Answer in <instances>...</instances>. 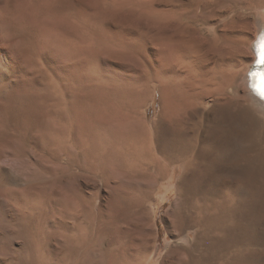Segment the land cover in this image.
<instances>
[{
	"label": "rangeland",
	"instance_id": "374dc122",
	"mask_svg": "<svg viewBox=\"0 0 264 264\" xmlns=\"http://www.w3.org/2000/svg\"><path fill=\"white\" fill-rule=\"evenodd\" d=\"M235 15L233 0H1L4 45L18 64L4 79L0 114V142L15 158L0 169V264H264V105L247 83L264 8L246 32ZM180 26L202 45L192 67L190 55L181 64L169 53ZM238 39L246 57L221 55ZM201 66L215 81L190 110L204 126L194 140L189 124L169 134L165 156L233 149V162L207 171L220 184L205 179L202 159L190 175L177 165L172 178L158 161L155 128L188 119L177 95L199 84ZM185 70H196L194 80ZM12 166L15 182L5 178Z\"/></svg>",
	"mask_w": 264,
	"mask_h": 264
},
{
	"label": "bare ground",
	"instance_id": "6f19581e",
	"mask_svg": "<svg viewBox=\"0 0 264 264\" xmlns=\"http://www.w3.org/2000/svg\"><path fill=\"white\" fill-rule=\"evenodd\" d=\"M233 3H234V5H235V8H236V15H235V18L233 19V21L231 22L232 23V25H241V29H244L245 30V32H246V30L249 28V26H250V22H249V18L251 19V17L252 16H254V15H256V14H260V11L264 8V0H233ZM0 4H1V0H0ZM232 4V3H231ZM203 5H205V3H203ZM210 9V8H209ZM188 10V9H187ZM198 11H199V8L197 9ZM206 10V9H205ZM204 10V11H205ZM212 10V9H211ZM232 10H234V9H232ZM182 11V10H181ZM189 11V10H188ZM213 11V10H212ZM187 12V11H186ZM184 13L183 15H185V14H187V13ZM194 12V11H193ZM197 12V11H196ZM200 12V11H199ZM216 14H218L216 11H214ZM235 12V11H234ZM233 12V13H234ZM210 13V11H208V14ZM198 14V13H197ZM197 14H190L188 17H187V19L188 20H190V21H192V23H193V20L194 19H196V18H198L197 16L199 15H197ZM204 14H205V12H204ZM211 14V13H210ZM228 14V13H227ZM231 14V13H230ZM205 15H207V14H205ZM201 16V15H200ZM199 16V17H200ZM204 16V15H203ZM217 16V15H216ZM226 16V15H225ZM184 17V16H183ZM182 17V18H183ZM206 17V16H205ZM213 17V16H212ZM214 17H215V15H214ZM214 17H213V20H214ZM219 17V16H218ZM201 18V17H200ZM199 18V19H200ZM227 18H228V16H227ZM166 19V18H165ZM164 19V20H165ZM185 19V18H184ZM207 19V18H206ZM224 19V18H223ZM231 19V18H230ZM202 20H203V18H202ZM201 20V21H202ZM212 20V21H213ZM2 21V20H1ZM162 21V20H161ZM196 21V20H195ZM194 21V22H195ZM208 21L210 22V20L208 19ZM228 21H231V20H229L228 19ZM179 22V21H178ZM178 22H176V23H178ZM259 22V21H258ZM158 23V22H157ZM192 23H191V25H192ZM153 24V23H152ZM151 24V25H152ZM187 24H189V23H187ZM252 24V23H251ZM164 25V24H163ZM184 25V24H183ZM4 26V25H3ZM181 26H182V24H181ZM181 26H180V28H181ZM187 26V25H186ZM189 27V26H188ZM233 27H235V26H233ZM257 27V26H256ZM191 30V29H190ZM210 30V29H209ZM232 31H233V28L231 29ZM164 31V30H163ZM188 31L189 30H186V28L184 29L183 27L180 29V31H179V33L177 34V37H174V43H175V47L173 48L174 50H172V48H170V51H169V53L172 55V54H174V53H178V55H179V59L178 60H180L181 58H183V59H185L184 58V54H188V55H190L189 56V58L190 57H192L193 58V55H195L196 54V52L198 51V49L202 46V45H200L196 40H195V38L197 39L198 38V36L197 37H195L194 38V35H192V37H191V35L190 36H188L189 34H188ZM153 32V31H152ZM172 32V31H171ZM233 32H235V30L233 31ZM233 32H231V33H233ZM241 32H242V30H241ZM245 32H244V34H245ZM4 33H5V30H4V28L3 27H1L0 26V114L3 112V110H4V107H5V105H6V103L3 101V96L4 95H7L6 93V86L4 85V79L5 78H7V74H8V71L10 70V69H12L16 64H18L17 63V60H16V57L14 56L15 54V52L13 53L12 51H11V49H9V47L8 46H6V45H4V38H5V36H4ZM151 33V32H150ZM227 33H228V31H227ZM243 33V32H242ZM172 34V33H171ZM238 34V33H237ZM150 35H153V34H150ZM165 35V34H164ZM163 35V36H164ZM240 35H241V33H240ZM174 36V35H173ZM230 36V35H229ZM242 36V35H241ZM244 36V35H243ZM242 36V38L244 39V37ZM202 37V36H201ZM151 38V37H150ZM155 38V37H154ZM225 38V37H224ZM228 38V37H227ZM241 38V39H242ZM239 40V42H237V41H234V42H232V44H231V46H229V47H227V46H221L222 47V54L221 55H224V54H226V55H228V56H234V58H236L237 59V57H238V59H239V57L240 56H242L243 55V53H245V51H243L242 52V46H239L240 44V42H242V40ZM203 40H204V38H203ZM225 40V39H224ZM262 40H264V28H262L261 29V31H260V33L258 34V36H257V38H256V40L254 41V46L252 47V49H253V51H254V54H255V56H256V58H255V60H254V62L252 63L253 64V66H252V69L249 71V73H248V89L250 90V92H251V94L258 100V101H260L261 102V104L262 105H264V63H261L260 61H261V44H262ZM153 41V40H152ZM152 41H150V42H152ZM198 41H201L200 39H198ZM202 42V41H201ZM154 42H152V44H153ZM226 43H228L227 42V40H226ZM244 43V42H243ZM205 45V44H204ZM226 45V44H225ZM14 46V45H13ZM150 46V45H149ZM162 46V45H161ZM243 46L246 48V46L243 44ZM150 48V47H149ZM216 48H218L219 49V47H216ZM152 49H153V46H152ZM154 49H156L155 47H154ZM162 49V48H161ZM215 49V48H214ZM160 50V49H159ZM206 50V49H205ZM251 50V49H250ZM156 51V50H155ZM210 51V50H209ZM216 51V50H215ZM219 51V50H218ZM217 51V52H218ZM252 51V50H251ZM241 52H242V54H241ZM168 53V52H167ZM168 53V55H170ZM157 54V53H156ZM182 54V55H181ZM210 55H211V53H209ZM212 54H213V51H212ZM215 54V53H214ZM216 54H218V53H216ZM231 54V55H230ZM240 54V55H239ZM178 55H177V57H178ZM184 55V56H183ZM204 55V54H203ZM225 55V56H226ZM235 55H237L236 57H235ZM17 56V55H16ZM180 56H182L181 58H180ZM231 56V57H232ZM243 56H247V55H243ZM253 56V55H252ZM251 56V57H252ZM170 57V56H169ZM208 57V56H207ZM222 57H224V56H222ZM227 57V56H226ZM175 58V57H174ZM192 58H190V59H188V57L186 58L187 59V63L188 64H185V65H188V67H192V66H194V64H192V65H190L189 64V60H191ZM200 58V57H199ZM233 58V57H232ZM231 58V59H232ZM185 59V60H186ZM207 59H209V58H207ZM207 59H206V62H207ZM227 59V58H226ZM229 59V58H228ZM235 59V60H236ZM164 60H165V58H164ZM168 60L170 61V59L168 58ZM172 60V59H171ZM218 60V59H217ZM223 60H225L224 58H223ZM222 59H221V61H223ZM233 60V59H232ZM243 60V59H242ZM169 61H167V62H169ZM181 61V60H180ZM210 61H211V59H210ZM210 61H208V63L210 64L211 62ZM226 62H227V60H225ZM173 62H174V60H173ZM177 62V61H176ZM182 62H184V61H181V64H182ZM199 62V61H198ZM205 62V61H204ZM214 62V61H213ZM233 62V61H232ZM235 62V61H234ZM233 62V63H234ZM71 63V62H70ZM164 63V62H163ZM200 63V62H199ZM222 63V62H221ZM236 64H237V61L235 62ZM238 63H240V62H238ZM39 64V63H38ZM168 64V63H167ZM206 64V63H205ZM204 63H203V65H205ZM213 63H211V65H212ZM169 65V64H168ZM174 65H175V63H174ZM174 65L172 66L173 68H174ZM178 65V67L176 66L175 68L177 69V68H179L180 66H179V64H177ZM198 65H201V64H198ZM197 65V66H198ZM207 65V64H206ZM205 65V66H206ZM215 65V64H214ZM218 65L219 64H217V67H218ZM205 66H201L204 70H202L201 69V67H200V72H201V70L204 72L205 71ZM208 66V65H207ZM228 66V65H227ZM226 66V68H228ZM205 67V68H204ZM208 67H210V65L208 66ZM207 67V68H208ZM233 67V66H232ZM165 68V67H164ZM181 68V67H180ZM194 69H195V67H193ZM216 68V67H215ZM219 68V67H218ZM224 68H225V65H224ZM225 68V69H226ZM171 69V68H170ZM175 69V70H176ZM189 69V68H188ZM187 69V71H189ZM209 69V68H208ZM214 69V68H213ZM213 69H211V72L209 71V73H212V70ZM224 69V70H225ZM165 69H163V71H164ZM182 70H183V68H182ZM220 71H222V69H219ZM223 70V71H224ZM229 70H231V69H229ZM186 71V70H185ZM184 71V73L185 74H187L188 72L186 71L185 72ZM191 71V70H190ZM222 71V72H223ZM227 71V70H226ZM229 72V71H228ZM161 73H162V71H161ZM178 73V72H177ZM176 73V74H177ZM184 73H182V75H180L179 74V76H182L183 77V74ZM194 73H196V70H195V72ZM194 73H193V76L195 77V75H194ZM202 73V72H201ZM205 73V75H204V77H203V79L199 82V84H196V85H194V89H192V91H189V96L188 95H184V96H178L177 94V97H179L178 99L179 100H177V102H179L178 103V105L179 106H181L182 108H184L185 109V113H187L188 114V119H185L184 118V114L183 115H181V116H178V117H176V118H174V119H176L175 121H176V124H178V126L175 128V129H173L172 127H170V128H164V127H162V125H161V127L162 128H155V132L156 133H159L160 134V136H161V139H162V141L160 142L159 140H158V148L161 150V154H164V157L162 156V158L161 159H163V160H161L160 158H159V164L162 166V167H165L166 169H167V175L170 177V178H172V175H173V173H174V168L177 166V165H180L181 167H182V169H183V173L184 174H188V175H190V172H192L193 171V173H195V170L193 169V167H196V164H197V162L199 161V160H201L202 159V161L201 162H203V164H206V169H205V166H204V171L203 172H205V173H207V171L209 170H211L212 169V171H214L213 169V165L215 164V163H220V161H223V160H225L226 162L227 161H234V155L235 154H233V153H235V152H233V149H230L231 151H227V152H225V153H222V152H224V151H222L221 153V155L220 154H216V153H212V154H204V153H201L200 155L199 154H197V151H198V149H196V145L195 144H192L191 145V147L190 148H192V150L193 149H196V151H191L190 153H185V151H180V150H178V151H176V153L173 155V156H171L170 158L169 157H167V156H165V149H166V145H168V144H166V142H168L167 141V136L169 137V134H171L172 132H174V133H180V132H183V130L186 128V127H184V124H189V125H191L190 127H187V129H185V131L187 132V137H188V139L190 138V139H196V138H198V136H199V130L201 129L200 127H202V126H204V119L201 117V114L199 115L198 113H195V112H192V111H190L191 109H193V108H196V106H198V105H200V104H198V103H200L199 101L201 100V98L203 99V97H201L202 96V94H204L203 92H204V90L205 91H207V92H212V90L214 89L213 88V84H214V82H213V77H207L206 78V76H212V74H207V70H206V72H204ZM213 73H215V71L213 72ZM226 73V72H225ZM225 73L224 74H221V75H225ZM175 74V75H176ZM216 74V73H215ZM246 74V73H245ZM169 75H171V74H169ZM199 75H201V74H199ZM221 75H219V73H218V80H220V79H222V76ZM157 76V75H156ZM178 76V77H179ZM192 76V75H191ZM191 76H190V78H191ZM193 76H192V79H193ZM201 76H203V75H201ZM214 76V75H213ZM221 76V78H219ZM165 77V76H164ZM182 77H180L181 79H182ZM197 77V76H196ZM199 77V76H198ZM247 77V76H246ZM176 78V77H175ZM187 78H189V73H188V75H184V80L185 81H188L187 80ZM189 78V79H190ZM200 78V77H199ZM199 78H198V80H199ZM204 78H206V79H204ZM226 78V77H225ZM230 78H232V77H230ZM210 79V80H209ZM158 80V79H157ZM156 80V81H157ZM163 80H165V78L163 79ZM183 80V79H182ZM191 80V79H190ZM194 80V79H193ZM192 80V81H193ZM214 80H215V77H214ZM225 80V79H224ZM229 80V79H228ZM227 80V82H229ZM155 81V82H156ZM163 82V81H162ZM164 82H166V80L164 81ZM163 82V83H164ZM177 82V81H176ZM189 82V81H188ZM220 83V82H219ZM218 83V85H221V84H219ZM165 84V83H164ZM168 84V83H167ZM183 84V83H182ZM187 85V84H186ZM190 84L188 83V85L187 86H189ZM197 85H200L201 87H202V89H200V92L198 91V89H196V86ZM218 85H217V87H218ZM177 86V85H176ZM179 86V85H178ZM223 86V87H222ZM181 87V86H180ZM192 87V86H191ZM220 87V86H219ZM221 87L223 88V89H225L224 88V85H221ZM187 88V87H186ZM164 89V88H163ZM175 89H177V87L175 88ZM179 89H181V88H179ZM221 89V88H220ZM196 90V91H195ZM222 90V89H221ZM177 91H179V90H177ZM203 91V92H202ZM220 91V90H219ZM244 91V90H243ZM245 92V91H244ZM175 93V92H174ZM182 93V92H181ZM186 93V92H185ZM217 93H219V92H217ZM221 93H222V91H221ZM205 94H206V92H205ZM214 94H216L215 93V91H214V93L212 94V95H214ZM171 95V94H170ZM175 95V96H176ZM208 95H211V93H208ZM211 95V96H212ZM223 95V94H222ZM239 95V94H238ZM203 96H205V95H203ZM215 96V95H214ZM213 96V97H214ZM223 97H225V96H223ZM7 98V97H6ZM175 98V97H174ZM219 98V97H218ZM239 98V97H238ZM244 98V97H243ZM255 98H253V100L255 99ZM169 99V98H168ZM177 99V98H176ZM234 100L236 99V97L235 98H233ZM219 100V99H218ZM221 100H223V102H224V99H221ZM243 100V99H242ZM241 100V101H242ZM174 101H176V100H174ZM216 101H217V98H216ZM233 101V100H232ZM231 101V102H232ZM238 101V100H237ZM167 102V101H166ZM177 102H175L176 104H177ZM222 102V103H223ZM220 103V102H219ZM226 103V102H225ZM242 103V102H241ZM246 103V102H245ZM224 104V103H223ZM226 104H228V103H226ZM238 104V103H237ZM233 105V104H232ZM221 106H225V108H226V105L224 104V105H221ZM229 106V105H228ZM231 106V105H230ZM200 107V106H199ZM218 107V106H217ZM219 109H220V107H219ZM229 108H227V110H228ZM231 109H233V108H231ZM260 109V108H259ZM229 111H231V110H229ZM241 111H242V109H241ZM240 112V111H239ZM243 112H244V109H243ZM255 112H256V110H255ZM222 113V112H221ZM263 113V112H262ZM237 114V113H236ZM244 114V113H243ZM46 115V114H45ZM173 115V114H172ZM223 115V114H222ZM221 115V116H222ZM229 115V114H228ZM46 117V116H45ZM237 117H238V115H237ZM236 117V118H237ZM45 119H47V117L45 118ZM213 119V118H212ZM229 118H227V120H228ZM230 119H231V117H230ZM48 120L49 119H47V120H45L46 121V123H48ZM169 120V119H168ZM188 120V121H187ZM244 120V119H243ZM174 120H171V121H167V122H173ZM187 121V122H186ZM214 121V120H213ZM163 122V121H162ZM218 122V121H217ZM226 122V121H225ZM50 123V122H49ZM175 123V122H174ZM227 123H229V121H227ZM167 124V123H166ZM159 125V126H160ZM167 125H169V124H167ZM226 125H228V124H226ZM46 126V125H45ZM158 126V125H157ZM156 126V127H157ZM234 126H235V124H234ZM236 126H237V124H236ZM165 127H168V126H165ZM45 128V127H44ZM234 128H236V127H234ZM202 130V129H201ZM209 130V129H208ZM220 130V129H219ZM242 130V129H241ZM45 131V130H44ZM222 131V130H221ZM227 131V130H226ZM246 131V130H245ZM49 132V131H48ZM213 132V131H212ZM237 132V131H236ZM236 132H234V133H236ZM173 133V134H174ZM245 133V132H244ZM44 134H46V133H44ZM173 134H172V136H173ZM186 134V133H185ZM48 135V134H47ZM179 135V134H178ZM177 135V136H178ZM183 136H184V134H182ZM202 135V134H201ZM223 135V134H222ZM239 136H240V133L238 134ZM242 135V134H241ZM49 136V135H48ZM182 136V137H183ZM204 136V135H203ZM233 136H234V134H233ZM50 137V136H49ZM141 137H143V136H141ZM181 136H178V140H177V142L176 143H178V146H179V144H180V140H181V138H180ZM185 137V136H184ZM211 137V136H210ZM224 137V136H223ZM242 137V136H241ZM240 137V138H241ZM246 137V136H245ZM170 138V137H169ZM173 138H175V137H173ZM177 138V137H176ZM186 138V137H185ZM206 138V137H205ZM219 138H221L220 136H219ZM234 138H235V136H234ZM239 137H237V140L238 139H240ZM244 138V137H243ZM243 138H241V140L243 139ZM257 138V137H256ZM255 138V139H256ZM51 139V138H50ZM203 141L205 140V139H203V138H201ZM207 139V138H206ZM210 139V138H209ZM215 139H216V137H215ZM222 139V138H221ZM171 140V139H170ZM176 140V139H175ZM211 140V139H210ZM212 140H214V139H212ZM211 140V141H212ZM216 140H218V139H216ZM233 140H235V139H232V141ZM244 140V139H243ZM51 141V140H50ZM53 141V140H52ZM166 141V142H165ZM182 141V140H181ZM190 141V140H189ZM226 141V140H225ZM239 141V140H238ZM250 141V140H249ZM252 141H253V139H252ZM251 141V142H252ZM171 142V141H170ZM217 142H219V141H217ZM216 142V143H217ZM236 141H234L233 143H235ZM254 142V141H253ZM169 143V142H168ZM189 143V142H188ZM192 143V142H191ZM202 143H204V142H202ZM212 143H213V141H212ZM225 143V142H224ZM227 143V142H226ZM242 143H244V142H242ZM246 143V142H245ZM4 144V143H3ZM1 142H0V169H2V166L4 165V163L6 162V161H11V159L13 160V159H15L14 158V156H13V154L10 152V151H8V150H6V146L5 145H3ZM173 144V143H172ZM171 144V145H172ZM175 144V143H174ZM206 144V143H205ZM218 144V143H217ZM237 144V143H236ZM247 144V143H246ZM209 145V144H208ZM216 145V144H215ZM220 145V144H219ZM222 145V144H221ZM227 145V144H226ZM169 146V145H168ZM167 146V147H168ZM175 146V145H174ZM216 146H218V145H216ZM236 146V145H235ZM255 146V145H254ZM170 147V146H169ZM201 147V146H200ZM199 147V148H200ZM203 147H204V145H203ZM214 147V146H213ZM222 149L224 148V147H222V146H220ZM234 147V146H233ZM242 147H243V145H242ZM172 148V147H171ZM186 148H188V146L186 147ZM217 148V147H216ZM219 148V147H218ZM225 148H226V146H225ZM228 148V147H227ZM226 148V149H227ZM237 148V147H236ZM117 149V148H116ZM176 149V148H175ZM184 149V148H183ZM226 149H224V150H226ZM235 149V148H234ZM239 149V148H238ZM241 149V148H240ZM239 149V150H240ZM245 149V148H244ZM169 150V149H168ZM217 150V149H216ZM199 151H200V149H199ZM214 151V150H213ZM219 151V150H218ZM217 151V153H219ZM236 151V150H235ZM250 151V150H249ZM171 153H173L172 151H170ZM238 152V154L240 153V151H236V153ZM248 152V151H247ZM170 153V154H171ZM246 153V152H245ZM167 154H168V152H167ZM250 154V153H249ZM244 155V154H243ZM247 155V154H246ZM245 155V156H246ZM239 156V155H238ZM250 156V155H249ZM248 157V156H247ZM198 158V159H197ZM238 158V157H237ZM68 159V158H67ZM245 159V158H244ZM248 159H250V158H248ZM225 161H223V162H225ZM248 161V160H247ZM251 161H252V159H251ZM69 162V161H68ZM11 163V162H10ZM13 164H14V162H13ZM224 164V163H223ZM231 164V163H230ZM237 165H238V163H236ZM235 164V165H236ZM246 164V163H245ZM57 165V164H56ZM255 165V164H254ZM13 166H16V165H13ZM13 166L10 168V171H8L6 174V179L7 180H12V181H14V180H16L17 179V174H16V172H17V170H16V167L15 168H13ZM171 166V167H170ZM201 166V165H200ZM203 166V165H202ZM247 166H248V164H247ZM246 166V167H247ZM235 167V166H234ZM250 167V166H249ZM79 168V167H78ZM237 169V168H236ZM238 169H239V167H238ZM218 171V170H217ZM220 171V170H219ZM236 171V170H235ZM244 171H245V168H244ZM202 172V173H203ZM222 172V171H221ZM192 173V177L191 176H188V177H191V180L193 179V174ZM198 173V172H197ZM196 173V174H197ZM211 172H208L207 174H206V176H205V179L207 178V180H209V181H212V180H214V181H216L217 183H219L220 184V179H224V177L222 178V176L220 175V174H218L217 173V175L215 174V172L214 173H211ZM239 173V172H238ZM243 173H245V172H243ZM236 174V173H235ZM240 174V173H239ZM96 175V174H95ZM223 175H224V172H223ZM247 174H245V176H246ZM187 176V175H186ZM251 176V175H250ZM184 177H185V175H184ZM196 176L194 175V178H195ZM235 177V176H234ZM81 178V177H80ZM196 179V178H195ZM197 180V179H196ZM206 180V181H207ZM245 180V179H244ZM261 180V179H260ZM189 181V180H188ZM15 182V181H14ZM190 182V181H189ZM227 183V182H226ZM98 187V186H97ZM158 187V186H157ZM224 189V188H223ZM70 201V200H69ZM219 202V201H218ZM190 205V204H189ZM224 206V205H223ZM246 206V205H245ZM68 207V206H67ZM233 209V208H232ZM257 211V210H256ZM233 212V211H232ZM194 219V218H193ZM219 220V219H218Z\"/></svg>",
	"mask_w": 264,
	"mask_h": 264
},
{
	"label": "snow or ice",
	"instance_id": "6c2138e0",
	"mask_svg": "<svg viewBox=\"0 0 264 264\" xmlns=\"http://www.w3.org/2000/svg\"><path fill=\"white\" fill-rule=\"evenodd\" d=\"M261 63H264V40H262L261 44Z\"/></svg>",
	"mask_w": 264,
	"mask_h": 264
}]
</instances>
